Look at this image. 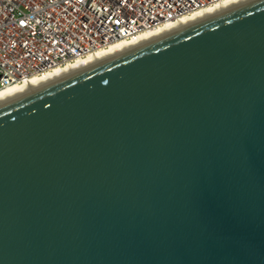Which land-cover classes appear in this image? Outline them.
I'll return each mask as SVG.
<instances>
[{
	"label": "water",
	"instance_id": "1",
	"mask_svg": "<svg viewBox=\"0 0 264 264\" xmlns=\"http://www.w3.org/2000/svg\"><path fill=\"white\" fill-rule=\"evenodd\" d=\"M0 264H264V0L0 104Z\"/></svg>",
	"mask_w": 264,
	"mask_h": 264
},
{
	"label": "built area",
	"instance_id": "2",
	"mask_svg": "<svg viewBox=\"0 0 264 264\" xmlns=\"http://www.w3.org/2000/svg\"><path fill=\"white\" fill-rule=\"evenodd\" d=\"M225 0H0V91Z\"/></svg>",
	"mask_w": 264,
	"mask_h": 264
},
{
	"label": "bare ground",
	"instance_id": "3",
	"mask_svg": "<svg viewBox=\"0 0 264 264\" xmlns=\"http://www.w3.org/2000/svg\"><path fill=\"white\" fill-rule=\"evenodd\" d=\"M247 1H250V0H225L223 2L216 4L214 7L200 10L188 18L181 19L176 24L167 25L164 29L160 30L159 33H157V34L143 35L141 37L134 38L129 43H122V42L117 43V44L111 46L106 51H99L97 53L89 55L83 61H78L77 63H75L73 65H67L64 68L55 69L53 71L45 73L40 77L33 78V79L25 82V84H23L21 86H14V87L2 90V91H0V104L7 102V101L15 98L16 96L23 94V93H26L33 88L35 89V88H37L43 84H46V83H48V82H50V81H52L58 77H61V76L65 75L71 71H74V70H76V69H78L84 65L90 64L92 62H95L97 60H100L102 58L110 56V55L115 54L117 52L123 51L125 49H128L130 47H133L135 45H138L140 43H143V42L148 41L150 39H153L155 37L161 36L163 34H166L168 32H171L173 30H176L178 28H181V27L186 26L188 24H191L193 22L199 21L201 19H204L206 17H209L211 15H214L216 13H219L221 11H224L226 9L237 6V5L242 4L244 2H247Z\"/></svg>",
	"mask_w": 264,
	"mask_h": 264
}]
</instances>
